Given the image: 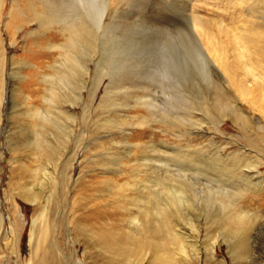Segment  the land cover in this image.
I'll return each mask as SVG.
<instances>
[{"label":"rangeland","instance_id":"obj_1","mask_svg":"<svg viewBox=\"0 0 264 264\" xmlns=\"http://www.w3.org/2000/svg\"><path fill=\"white\" fill-rule=\"evenodd\" d=\"M19 1L26 3V0ZM27 1L34 3L35 7L40 6L39 0ZM253 1L89 0L90 3L84 1L87 10L91 7L86 15L83 5L76 3L72 6L74 13L78 12L83 18L88 16L87 19L92 25L93 40L89 47L83 48L87 49L86 52L79 55L82 62L89 64L90 76L85 79L80 105L73 109L76 114L78 134L84 133V137L79 144L80 149L69 145L67 149L62 147L65 153L62 156L59 154L62 149L56 153L60 158L56 161L58 173L67 170L66 177L69 176L68 179H71L66 188L68 201L66 218L71 219L73 216L71 198L76 185L74 181L77 178L83 177L88 182L105 179L108 177L105 172L110 168L109 163L116 162L118 165L120 163L121 166H117L120 172H114L110 177L111 179L113 177V183L122 184L129 181L128 185L131 184L132 187L127 188L125 192L114 190L113 198L108 199H112L111 202L115 204L113 206L118 202L124 206L126 205L124 203L128 202L125 197L137 196V187L141 186L144 180H146L144 184H152L150 182L152 178L149 176L153 174V171L151 172L153 168L165 177L168 174L165 167L169 166L176 178L182 180L184 189L187 188L185 183L189 181L196 184L194 194L197 197L196 202L194 200L196 210L182 205L180 210L174 208L173 213L170 214L173 231L182 234L179 243L169 246L173 253L171 264H211L208 252L213 242L210 237L212 235L215 237V232L209 229L211 219L205 212L209 208L214 209L215 206H211V203L204 204L207 199L202 189L204 185L209 183L216 185V183L205 177L208 176L207 170H210L211 174L218 175L217 179L222 180L225 189H228L229 185L249 183L248 179L254 180L257 177L256 170L252 167L253 161L259 158L261 148L264 152V132L258 130L264 125L262 109L264 107V47L262 50H257L264 45L261 44V40L264 43V9L262 11L260 8H254ZM261 1L264 3V0ZM12 2L13 0H7V5L0 16V66L4 67L0 69V85L4 87L1 108L3 123H0L2 125L0 136L3 137L4 143L0 148L2 152L0 193L3 214L7 216V219H3L5 216H2V220L7 222H10L11 218L9 219L10 215H7L10 208L6 206L4 192L7 191L5 183L9 180L10 171L14 170L17 182L22 178L25 185L37 189L42 175L41 166L49 163L45 156L43 162L36 160L35 156H32L34 151L26 148L22 154L27 155L21 157L22 160L20 157H15L13 160L14 155L9 154L5 140L7 130L8 132L16 130L14 126L8 124L10 105L15 99L16 104L18 103L17 109H20L21 103L48 109L50 106L43 101L42 95L48 93L50 86L35 73L38 70L43 75H55V71L49 66H59L56 70H60L66 62L61 52L54 48L57 43L65 42L62 38L54 37L59 28L55 25L39 28L33 18L22 15L20 18L28 25L21 20L10 23L9 9ZM42 9L40 8L39 11ZM104 10L107 16L103 18L104 22L100 23V13ZM24 13L29 15L27 12ZM19 27L22 28L18 31ZM35 66L40 69H36ZM16 67L21 71H16ZM20 75L34 79L32 91L25 87L26 79L18 80ZM54 80L56 83L59 82L58 78ZM242 85L248 90L247 96H243L239 91ZM217 88L222 92L220 95L224 96L222 107H216L215 104ZM88 89L94 93L92 103ZM105 93L110 100L108 104L104 100ZM25 95L29 96L26 100L23 97ZM87 107L89 110H86ZM239 108L248 119L245 122L253 130L247 129L242 120L236 117ZM85 115L89 128L82 126ZM17 117L23 119L20 113L16 115V119ZM220 118L224 119H221L223 121L219 122L218 128L212 127L220 121ZM106 120L110 123L104 127L102 125ZM25 122L31 123L28 119H25ZM90 122L94 123V127H91ZM47 136L49 140L54 138L51 132ZM249 137L259 138L256 142L257 146L247 142ZM176 150L188 154L185 158H180V161L179 158L175 160L172 157ZM18 151L17 149L16 152L20 155ZM101 154L106 156L103 157ZM52 159L53 163L57 160L56 157ZM67 161L73 162H69L71 163L69 165ZM144 163L145 165H142ZM247 165L254 171L248 167V169L244 168ZM186 167L189 171L185 170ZM26 168L38 169L40 173L33 178L31 172L24 174ZM257 170L258 175L264 177V160L258 165ZM247 171L250 173L247 174ZM202 173L205 175H201ZM135 176L138 181L135 183L138 185L133 183L132 178ZM178 190L179 188L176 192ZM52 192L54 197L48 203L44 197L46 194L50 196ZM179 192L180 200L184 203L187 190ZM43 193L37 194L38 204H33L32 198L25 197L22 193L19 196L17 190L12 195L16 214L22 221L20 233L22 243L14 250L7 246L5 238L9 223L3 224L0 264H21L23 260L29 263L35 244L30 238L34 230V219L38 218L40 224L45 217L57 218L56 220L63 218V214H60L61 210L56 214L57 193L54 188H48L45 194ZM98 193L104 195L103 191ZM248 194L238 201V206L248 215H252L254 221L246 238L248 245L246 253L238 254L239 248L236 242L240 237L237 232L225 233L223 237L220 235L215 252L216 260L218 259L217 262L220 264H264V205L260 206L251 201V194ZM166 202L168 205L169 201ZM43 208L46 211L42 214ZM132 228L134 227L131 226ZM62 233L59 234L60 245L63 256L69 264H90L89 253L80 235L70 233L67 227H62ZM146 250L131 258L128 264H155L151 254Z\"/></svg>","mask_w":264,"mask_h":264},{"label":"bare ground","instance_id":"obj_2","mask_svg":"<svg viewBox=\"0 0 264 264\" xmlns=\"http://www.w3.org/2000/svg\"><path fill=\"white\" fill-rule=\"evenodd\" d=\"M39 1H40V6L35 7L34 3H31L30 1L28 2L27 0L26 3L24 1L22 3V1L20 2L19 0H13L11 7L9 9L10 23H12V21L15 22L21 20L24 21L23 22L24 24H27V22L24 19L20 18V16L22 15L24 17L29 16L33 18L34 22L35 21L37 22L39 28L45 26L49 28L52 27V25L57 26L59 28L57 31L58 33H55L54 37L58 39L62 38L65 40V42L59 44L57 43V45H55L54 48L58 49V51L61 52V56L66 58L65 60L66 62H64L63 67H60V70H56L57 68H59V66H49L52 67L53 71H55L56 73L55 75L52 76L43 75L41 74L42 72L40 73V71L38 70L35 73L38 78L41 77L40 79L44 83L45 82L48 83V85L50 86L48 91L47 89L45 90V92L47 91L48 93L43 94L42 99L45 103H47L48 106H50L49 108L51 109L43 108L44 109L43 110L41 109V107L26 105L21 102H20L21 103L20 109H17L16 106H18V103L16 104L15 99H13L14 103L10 105L11 109L8 118L9 119L8 124L10 126L11 125L14 126L16 130L15 131L10 130L9 132L7 130L5 140L9 149V154H12L11 156L14 155L13 160H15L14 159L15 157L18 158L20 157L21 159V157L26 156L27 154L26 155L22 154V152H24V149L26 148L28 150L34 151V155L32 156H35L36 160L43 162L45 156L46 158H48L49 163L45 164V166L43 167L41 166L42 175L41 178H39L37 189L25 185L22 182V178L21 181L17 182L16 181L17 177L14 175L15 172H13L14 170L10 171L9 180L7 179L8 181H6L5 183L7 187V191L4 193L6 195L5 198V201L7 202L6 206L8 205V207L10 208L7 215H10L9 219L11 218V220H9L10 222L2 220V216L5 215L3 214V202L1 200V193H0V239L2 238L1 230L3 229V224L6 225L7 223H9V228L7 229L6 238H5L6 245L11 247L12 250H14L19 246L20 243H22V240H20V238L22 239V236H20L22 229V221L16 214V206L14 199L12 198V195L15 194L16 190L18 191L19 196L23 194L25 197H31L32 203L38 204L39 202L37 200V194L39 193L41 194L43 193V191H44L43 194H45V190L52 187L57 193L55 195L56 203H57L56 214L61 210L60 214H63L62 215L63 218H58V220H56L57 219L56 217H55L56 219H52V217L51 218L45 217L44 219H42L40 224L38 222V218L34 219L33 221L34 230H32V233L30 235L31 240L35 241V244L32 248V254H31L32 259L29 263L23 260L21 264H69V261H67L63 256L60 245L61 237L59 234L62 233V227L64 228L67 227L70 233L72 234L78 233L80 235L82 242L84 243L86 250L89 253L90 264H128L131 258L141 253L144 249H147L149 251V253L152 256V261L155 262V264H171L173 253L171 252L169 246L179 243L182 234L173 231L171 227L172 218L170 214L173 213L174 208L175 210H180L179 208L180 206L182 207V205H185L189 209L196 210L194 207L195 204L194 200L196 202L197 197L194 194V190H195L194 185L196 184L191 183L189 181L188 183H185L187 184V188H185L187 190V196L184 199V203H182L183 200L182 201L180 200L181 195L179 194L180 193L179 191L184 192L185 186H183L184 184L182 183V180L176 178L177 176L172 172L173 170L171 171L172 168H170L169 166L167 168L165 167L166 172L168 173L167 175H165V177H163L161 173H158L156 171L157 169L154 170L153 168L151 170V172L153 171V174L149 176V178H152V180H150L152 184L151 185H149V183L144 184L146 180L143 181L144 183L141 181L143 184L137 187L138 189L137 190L138 192H136L137 196L134 197L126 196L125 199L128 202L126 201L127 203H124L126 204L124 206L121 205L120 202H118L116 206H113L115 204L111 202L112 199L111 200L108 199L109 197L113 198L112 194L115 193L114 190H116V192L117 190L119 192H125L126 190H128L127 188L132 187L131 184L128 185L129 181L124 182L122 184L120 183L116 184L117 183L116 181H115L116 183H113V177L111 179L110 176H112L114 172H120L117 168V166H121L120 163L119 165L116 162L111 164L109 163L110 168H108V171L105 172L106 174H108V177H106L105 179H103L101 176L102 179L99 181L91 180L88 182L84 180L83 177L81 179L77 178L74 181V184L76 183V185L74 187V191L71 198V211L73 216L71 217V219L66 218L67 203H68L66 196V188L68 182H70L71 179H68L69 176L66 177L65 173H67V170L58 173L59 171L57 170L56 161H58L60 158L58 155H56V153L57 151H59V149H62V147L63 149H67L69 145L79 148V144L81 143L84 137L83 135L84 133L82 135L78 134L77 120L75 116L76 114H74L73 109L80 105L83 97L82 88L85 87V83H86L85 79L90 76L89 64L86 62H82L79 59V55L81 53L86 52L85 50L87 49H83V48L89 47L92 44L93 31L91 27L92 25H90V22L87 19L88 16L83 18L82 16L78 15V12L74 13V10L72 9L73 8L72 6L74 4L77 3L84 6L85 5L84 3L85 2L88 3L89 0L88 1L87 0H39ZM256 1L258 3H256ZM5 5H7V0H0V16H2L3 14ZM86 6H84L85 15L86 13L90 12L89 10H91V7L89 10H87ZM252 6H254V8H260V10L262 11L264 9V3L261 0H254ZM40 8H43L42 11H39ZM24 12H27L29 15L25 14ZM105 16H107L106 10L100 13V21H99L100 23L104 22L103 18ZM263 20H264V16H263ZM21 28L22 27H19L17 28V30L19 31ZM261 44H264L262 40H261ZM263 47L264 45L259 47L257 50H262ZM80 57L82 58V56ZM3 68L4 67H1L0 69ZM35 68L40 69V67L37 66H35ZM18 70L21 71L20 68ZM18 70L16 67V71ZM253 77H256V75H253ZM54 78H58L59 82L57 81L58 83H56ZM18 80H25L24 81L25 87L30 91L33 90L32 89L34 84L33 78L20 75ZM3 88L4 87L1 84L0 85V123L1 122L3 123L2 110H1L3 104V95H4ZM89 91L91 94L90 103H92L94 93L91 90ZM239 91L243 96L248 95L247 92L248 90L245 87V85H242ZM106 93L104 100L105 103L108 104L109 103L108 101L110 100L108 99ZM215 94H216L215 96L216 107L221 106L222 105L221 103L224 100V96L220 95L222 94L221 90L219 88L215 89ZM23 97L25 100L29 98L28 95H25ZM113 98L114 97H112V99ZM262 109L264 110V107ZM86 110H89V107H87ZM18 113L22 115L21 118L23 119H19L18 117H17L18 119H16V115ZM244 114L243 111L239 108V110L236 112V117L242 120L243 124L247 129L253 130V128L249 127L248 123L245 122L246 120L248 121V119ZM221 116L223 117V115H220V117ZM86 117L87 115H85V119H84L85 122L83 123L82 126H85L87 128L89 126L88 124L89 122H87ZM25 119L30 120L31 123L25 122ZM221 119L224 118H220V121H218V123H216L212 127L218 128L219 122L223 121ZM139 121H141V119ZM109 123L110 122L106 120V123L102 126L107 127ZM93 124H91V127H94ZM1 126L2 125L0 124V128ZM255 130L257 129L255 128ZM258 130L264 132V125H261ZM50 132L54 137L53 140L48 139L47 134ZM2 138L3 137L0 136V148L3 143ZM257 140H259V138H254V137L247 138V142L255 146H257L256 143ZM98 146L101 147V145ZM17 149L20 151L21 153L20 155L16 152ZM63 149L59 153L61 156L62 154H65ZM260 150L261 151L259 153V158L256 159V161H253L254 163L252 165V167L255 168L256 170L255 172L257 174V177L254 178V180L248 179L249 183H245V184L237 183L231 186L229 185L228 189H225L222 186L224 185L221 182L222 180L217 179L218 175L211 174L210 170H207L208 176L205 177H207L209 181H212V183L213 182L216 183V185L213 184L210 185L211 183L208 182L209 184L204 185V188L202 189V192L205 194V199H207L206 202L204 201V204L209 205L211 203V206L213 205L215 206L214 209L210 210L209 208L205 212L207 215H209V217L208 216L207 217L211 219L209 229H212L215 232L214 233L215 237L213 235L212 237H210L211 239H213V242L211 243L210 246V252H208L209 260L211 264H220L219 262H217L218 259L216 260L215 257L216 242L218 241L219 236L221 235L223 237L225 233L233 234L237 232L240 237L238 242H236L239 248L238 254L244 255L246 253L247 250L246 247L248 246L246 238L254 225V221L252 215H248L246 212L243 211L241 207L238 206V201L244 199L247 196L246 194L250 193L252 198L250 199L251 201L256 202L260 206L264 205V193H263L264 177L259 176L257 170L258 165H260L262 163V160H264V155H263L264 152L262 148ZM174 152L175 154L172 158L173 159L179 158V161L180 158H185L188 154V152L185 151L187 154H184V152L180 150H176ZM53 157L57 158V160H55L54 163L52 162ZM1 160H2V152L0 150V163ZM105 160H107V158H105ZM153 160L156 159L153 158ZM74 161H76V159ZM143 161L144 160H142V162ZM69 162L71 161H67V163L70 165L73 161L71 163ZM139 163L140 162H138V164ZM23 165L25 166V164ZM142 165H145V163ZM142 165L140 164V166ZM188 166L190 165L188 164ZM224 167L225 166H223V168ZM247 167L248 165L244 168ZM252 167H248V168H250L251 170ZM25 170L26 171L24 172V174L31 172L33 173V178H36L40 173L38 169L26 168ZM185 170H188L187 167ZM252 170L254 171V169ZM180 171L182 170L180 169ZM147 173H149V170ZM249 173L247 171V174ZM59 175L61 178L59 177ZM89 175L91 176V174ZM201 175H205V173L204 174L202 173ZM218 178H220V176ZM132 179L134 180L133 182L134 184H136L135 182L138 183L136 176L133 177ZM144 179H146V177ZM177 182H179L181 185L178 184ZM1 187L2 186H0V188ZM178 188L179 190L178 192H176ZM35 191H38V193H35ZM98 191L100 192L103 191L104 195H102L101 193L99 194ZM53 197H54V192H52L50 196H47L46 194L44 200L50 203ZM166 200H168L170 204L168 203L167 205ZM53 201L55 202V200ZM246 203L247 202L245 201L244 204ZM170 205H172V207L173 206L175 207L172 208ZM45 211H46L45 208H43L41 213L43 214L45 213ZM3 219H7V216H5ZM131 226H133L134 228L131 229ZM2 247H3L2 244H0V253L1 250L3 249ZM231 248L234 249L233 246H231ZM95 252H98V254H96Z\"/></svg>","mask_w":264,"mask_h":264}]
</instances>
